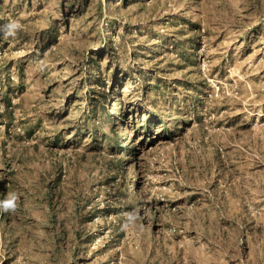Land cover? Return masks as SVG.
<instances>
[{"label": "rangeland", "instance_id": "1", "mask_svg": "<svg viewBox=\"0 0 264 264\" xmlns=\"http://www.w3.org/2000/svg\"><path fill=\"white\" fill-rule=\"evenodd\" d=\"M0 17L22 25L0 30V201L17 198L0 264H264V0H0ZM152 116L173 135L142 137Z\"/></svg>", "mask_w": 264, "mask_h": 264}, {"label": "trees", "instance_id": "2", "mask_svg": "<svg viewBox=\"0 0 264 264\" xmlns=\"http://www.w3.org/2000/svg\"><path fill=\"white\" fill-rule=\"evenodd\" d=\"M2 22V19L0 17V24ZM160 44L162 43V41H159ZM154 48V47H153ZM152 50V48H151ZM116 85V75L114 74L111 77V87L113 89V87ZM154 86V85H153ZM145 92H159L160 90H158V87L154 86V87H147L144 89ZM150 96V99H153L154 95ZM102 103H106L108 100H110V98L107 96V94H105L104 92L102 93ZM95 107H93V112L95 113ZM156 116V115H155ZM155 116H152L151 118H146L144 121V127L141 129L140 134L142 137L148 138L150 136V133L152 131V128L156 125H160L162 130H164V132L167 134V136L171 137L173 134L171 133V129H170V125L168 123V119H165L163 117H159L156 118ZM139 118V117H138ZM125 120L126 117L125 115L122 113V111H120L119 109H116L115 114H112L111 116V132L113 134V144L115 146H119L118 148H122L121 147V143L125 140V138H119V135L116 133L115 131V124L118 122L121 125H125ZM183 120V119H182ZM179 121L177 119H175V126H179ZM179 124V125H178ZM125 142V141H124ZM91 146H94V148H99L100 146L103 145H107L109 150L112 151L113 147L112 144H109L107 142V140L105 139V137L102 135L101 137H97V135L93 134L91 137V142H90ZM128 150L130 153L134 152V149H126ZM118 151H121V149H119ZM119 164V163H118ZM48 194V205L51 209H54V207L56 208L59 204V200H60V195L55 193V189H48L47 191ZM56 198H58V200H56ZM136 199H138V196L136 195L135 197ZM101 213L99 211H95V213H93L92 215L86 214L83 217H81L80 219V224H86L90 221H93L95 218L99 217ZM0 216H2V213H0ZM99 235L98 231H94L92 233H90L87 237L86 240L83 242L84 244H89L92 241L94 242V239L96 238V236Z\"/></svg>", "mask_w": 264, "mask_h": 264}, {"label": "clouds", "instance_id": "3", "mask_svg": "<svg viewBox=\"0 0 264 264\" xmlns=\"http://www.w3.org/2000/svg\"><path fill=\"white\" fill-rule=\"evenodd\" d=\"M22 25L19 21L10 19L7 24L3 26L2 31H4L5 36H15L17 31L20 30ZM16 196L13 194L8 199L0 201V211L14 210L16 207Z\"/></svg>", "mask_w": 264, "mask_h": 264}]
</instances>
